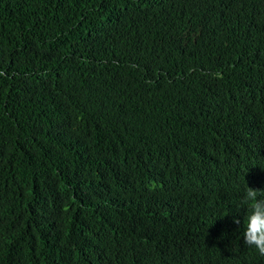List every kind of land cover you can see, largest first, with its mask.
<instances>
[{
    "label": "trees",
    "instance_id": "1",
    "mask_svg": "<svg viewBox=\"0 0 264 264\" xmlns=\"http://www.w3.org/2000/svg\"><path fill=\"white\" fill-rule=\"evenodd\" d=\"M248 187L264 0H0V264H264Z\"/></svg>",
    "mask_w": 264,
    "mask_h": 264
},
{
    "label": "clouds",
    "instance_id": "2",
    "mask_svg": "<svg viewBox=\"0 0 264 264\" xmlns=\"http://www.w3.org/2000/svg\"><path fill=\"white\" fill-rule=\"evenodd\" d=\"M261 194H264V190L248 187L241 203L249 210L243 232L244 243L248 247L255 248L261 256H264V199L260 198ZM233 222L240 224L239 217L234 216Z\"/></svg>",
    "mask_w": 264,
    "mask_h": 264
}]
</instances>
